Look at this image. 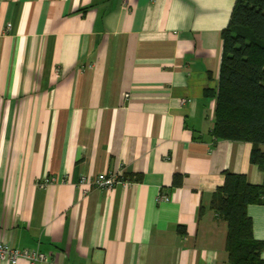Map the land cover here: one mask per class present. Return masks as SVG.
Segmentation results:
<instances>
[{"label": "crops", "instance_id": "obj_1", "mask_svg": "<svg viewBox=\"0 0 264 264\" xmlns=\"http://www.w3.org/2000/svg\"><path fill=\"white\" fill-rule=\"evenodd\" d=\"M235 3L0 0V241L37 264H229L212 195L225 171L264 184L250 142L211 133ZM103 173L125 181L80 183ZM247 212L264 241V202Z\"/></svg>", "mask_w": 264, "mask_h": 264}, {"label": "trees", "instance_id": "obj_2", "mask_svg": "<svg viewBox=\"0 0 264 264\" xmlns=\"http://www.w3.org/2000/svg\"><path fill=\"white\" fill-rule=\"evenodd\" d=\"M212 91H207L211 94ZM211 133L217 139L252 144L250 161L264 174V0H236L222 31V57ZM264 202V184L224 172L210 209L226 222L229 264H264V241L255 239L250 204ZM184 232V227L179 228Z\"/></svg>", "mask_w": 264, "mask_h": 264}, {"label": "built area", "instance_id": "obj_3", "mask_svg": "<svg viewBox=\"0 0 264 264\" xmlns=\"http://www.w3.org/2000/svg\"><path fill=\"white\" fill-rule=\"evenodd\" d=\"M51 181L52 179L50 177H46L43 179L42 185H45ZM124 181L125 180L116 173L99 174L97 177L90 180L86 177L80 178V183L96 186L101 189H110L114 185ZM168 199V195L163 192H160L156 197L158 202L166 201ZM46 258V255L38 249L16 248L12 247L8 243L0 241V260L7 261L10 264H17L20 259L26 260L29 264H37L39 262L45 261Z\"/></svg>", "mask_w": 264, "mask_h": 264}]
</instances>
